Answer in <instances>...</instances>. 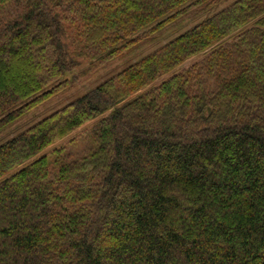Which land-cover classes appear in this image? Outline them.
Masks as SVG:
<instances>
[{
    "label": "trees",
    "instance_id": "16d2710c",
    "mask_svg": "<svg viewBox=\"0 0 264 264\" xmlns=\"http://www.w3.org/2000/svg\"><path fill=\"white\" fill-rule=\"evenodd\" d=\"M214 1L0 0V134ZM0 264H264V0L1 144Z\"/></svg>",
    "mask_w": 264,
    "mask_h": 264
},
{
    "label": "rangeland",
    "instance_id": "374dc122",
    "mask_svg": "<svg viewBox=\"0 0 264 264\" xmlns=\"http://www.w3.org/2000/svg\"><path fill=\"white\" fill-rule=\"evenodd\" d=\"M234 1L235 0H215L207 8H204V6H202L203 7L202 13H198L199 14L198 16L192 15L190 17L185 18L182 21L176 22L174 25L170 26L168 29L163 31V33H161L160 35L152 37L151 39H147L144 43H142L140 47L135 48L132 52L125 53L124 55H122L121 58L111 62L97 74L81 77L80 76L81 72L88 66L87 63L84 64L82 67L76 69L74 73V76H78L79 81L78 79L75 81V85L73 89L65 92L62 96L54 99L53 101L39 108L35 112L29 114L28 116L20 120L18 123H16L15 125L9 127L4 132H2L0 134V145L10 140L12 137L18 135L19 133L27 129L29 126L40 121L42 118L50 115L52 112L62 108L71 101L92 91L95 87H97L100 83H102L106 79L119 73L123 69L130 66L132 63L138 61L139 59L148 55L152 51H155L162 45L168 43L169 41L177 37L179 34L183 33L185 30L194 26L196 23L204 20L209 15L214 14L215 12L226 7L227 5H229ZM191 63L192 61L187 62L186 64H184V67L188 66ZM74 76L67 75V78L72 79ZM90 125H92V123L85 127H88ZM83 129L84 128H80L76 130L70 136L64 139V141H59L53 144L46 151L48 152V150L59 146L66 140L70 139L72 136L80 133Z\"/></svg>",
    "mask_w": 264,
    "mask_h": 264
}]
</instances>
